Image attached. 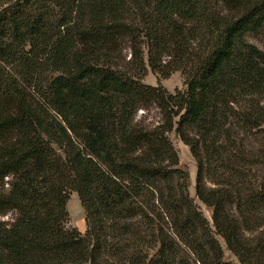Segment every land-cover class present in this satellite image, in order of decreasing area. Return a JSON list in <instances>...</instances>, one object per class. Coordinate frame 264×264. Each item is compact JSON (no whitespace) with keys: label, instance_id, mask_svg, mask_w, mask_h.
Segmentation results:
<instances>
[{"label":"trees","instance_id":"16d2710c","mask_svg":"<svg viewBox=\"0 0 264 264\" xmlns=\"http://www.w3.org/2000/svg\"><path fill=\"white\" fill-rule=\"evenodd\" d=\"M263 34L264 0H0V264H264Z\"/></svg>","mask_w":264,"mask_h":264},{"label":"rangeland","instance_id":"374dc122","mask_svg":"<svg viewBox=\"0 0 264 264\" xmlns=\"http://www.w3.org/2000/svg\"><path fill=\"white\" fill-rule=\"evenodd\" d=\"M249 40L259 46L260 48L264 49V34L257 37V38H249ZM141 81L144 84H149L152 86H162L169 92H175V90H184V78L180 71H173L168 77L164 78L158 73L151 72L148 69L145 76L142 77ZM136 120L141 121L142 123L148 125L149 127H154L161 122V114L159 111L154 107L150 106L147 110L140 109L137 112ZM171 143L176 150L179 163L181 166L187 168L190 178V185H189V193L191 196H195L194 193V181H195V163L194 159L190 153L188 146H186L175 134L174 131L168 134ZM203 212V214L210 219L211 217V209L196 200ZM66 208L68 211V218L65 222V226L67 228L76 227L77 229H84L85 221H84V210L80 204L78 195L76 192H71L69 200L66 204ZM10 216L4 217L5 219H9ZM224 253L227 259L232 260L239 264L236 258L225 248L224 243L222 242Z\"/></svg>","mask_w":264,"mask_h":264},{"label":"crops","instance_id":"0c3cea01","mask_svg":"<svg viewBox=\"0 0 264 264\" xmlns=\"http://www.w3.org/2000/svg\"><path fill=\"white\" fill-rule=\"evenodd\" d=\"M84 230H85V227H84V229H82V228H81V229H79V231H81V232H84Z\"/></svg>","mask_w":264,"mask_h":264}]
</instances>
